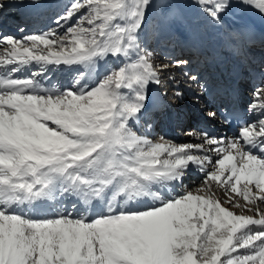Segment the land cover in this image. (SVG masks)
<instances>
[{"label":"snow or ice","instance_id":"obj_1","mask_svg":"<svg viewBox=\"0 0 264 264\" xmlns=\"http://www.w3.org/2000/svg\"><path fill=\"white\" fill-rule=\"evenodd\" d=\"M195 2L214 25L233 8L264 17V0ZM169 3L161 0V14L171 26L179 21ZM152 6L68 0L57 28L0 35V264H264V85L247 108L255 119L231 139L189 133L194 142L175 144L141 134L148 88L162 84L141 41ZM49 66L77 74L68 87L45 86ZM223 107L222 122L236 118ZM193 170L200 184L173 195ZM66 198L77 214H47Z\"/></svg>","mask_w":264,"mask_h":264},{"label":"bare ground","instance_id":"obj_2","mask_svg":"<svg viewBox=\"0 0 264 264\" xmlns=\"http://www.w3.org/2000/svg\"><path fill=\"white\" fill-rule=\"evenodd\" d=\"M67 2L68 0H3L4 8L0 10V35L22 38L57 28L55 20L63 12ZM169 7L170 16H177L178 23L169 26L161 14V0H153L141 32L142 43L148 49L154 50L155 62L161 66L159 74L162 84L149 86L145 114L136 125V130L154 142L163 137L175 144L194 142V136L189 133L207 132L210 136L231 139L238 129L232 130L222 122V89L231 86L238 76L236 88L240 92L245 119H255L247 108L252 102L255 88L264 85V17L251 9L233 8L225 17L223 26H219L208 21L198 9L195 0H170ZM153 25L156 27L154 32L151 30ZM172 33L179 39L170 40ZM237 33L239 35L233 39ZM153 34H156L154 36L158 40L150 44L148 41ZM173 58L177 61L170 65ZM180 60H186L188 66H178ZM163 65L168 67H162ZM111 66V59L107 64L100 61L96 69L97 75L93 79ZM36 70L38 66L32 65L16 75L25 76ZM76 74L74 68L49 66L46 76L40 79L45 86L64 88L71 84ZM192 76L197 78L196 81L191 80ZM177 91L181 93L180 97L175 96ZM178 102L185 106L181 109L182 116L178 113L180 108L176 109L178 112L174 117L172 115L175 126L172 130V123L169 125L167 122L171 117L167 118L165 115L162 118L161 113L164 111V115ZM209 110L218 112L215 120L207 116ZM191 113H195L194 121L189 120ZM201 179L200 172L190 171L183 186L176 188L172 194L195 189ZM217 195L224 199L219 191ZM73 200L75 198L63 199L61 203L50 202L52 209L47 214H52L57 209L63 210L66 204L69 211L77 214L71 207ZM77 207L84 206L78 203ZM91 211V208L87 209L88 213Z\"/></svg>","mask_w":264,"mask_h":264},{"label":"rangeland","instance_id":"obj_3","mask_svg":"<svg viewBox=\"0 0 264 264\" xmlns=\"http://www.w3.org/2000/svg\"><path fill=\"white\" fill-rule=\"evenodd\" d=\"M154 29H155V31H156V27L153 25L152 27H151V30L154 32ZM156 34H153V36H151L150 38H149V43L150 44H153V43H155L158 39H156ZM173 61L175 62V61H177V59L175 60V58H173V59H171V62H170V65H171V63H173ZM62 202V201H61ZM61 202H59V203H61ZM64 207H67L68 208V205L66 204ZM50 208L52 209V207H51V204H50Z\"/></svg>","mask_w":264,"mask_h":264}]
</instances>
